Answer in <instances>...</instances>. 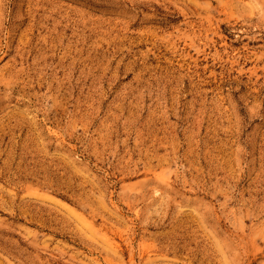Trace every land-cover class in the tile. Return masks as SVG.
Wrapping results in <instances>:
<instances>
[{"label": "rangeland", "instance_id": "374dc122", "mask_svg": "<svg viewBox=\"0 0 264 264\" xmlns=\"http://www.w3.org/2000/svg\"><path fill=\"white\" fill-rule=\"evenodd\" d=\"M0 264H264V0H0Z\"/></svg>", "mask_w": 264, "mask_h": 264}]
</instances>
